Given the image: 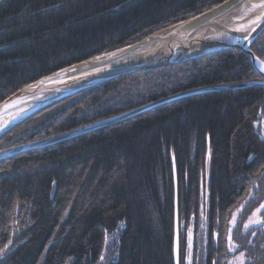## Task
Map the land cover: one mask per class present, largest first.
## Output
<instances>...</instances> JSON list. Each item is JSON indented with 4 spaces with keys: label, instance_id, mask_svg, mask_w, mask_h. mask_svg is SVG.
I'll list each match as a JSON object with an SVG mask.
<instances>
[{
    "label": "trees",
    "instance_id": "16d2710c",
    "mask_svg": "<svg viewBox=\"0 0 264 264\" xmlns=\"http://www.w3.org/2000/svg\"><path fill=\"white\" fill-rule=\"evenodd\" d=\"M221 1L1 0L0 101L39 76ZM249 49L264 60V28ZM251 63L241 50L222 48L118 75L20 119L0 134V150L179 92L262 83ZM201 186L207 194L203 264H229L227 233L238 207L231 233L237 251L245 264H264V234L241 229L264 202V85L180 96L1 158L0 264H176L177 235L186 264L187 231L199 228Z\"/></svg>",
    "mask_w": 264,
    "mask_h": 264
},
{
    "label": "water",
    "instance_id": "95a60500",
    "mask_svg": "<svg viewBox=\"0 0 264 264\" xmlns=\"http://www.w3.org/2000/svg\"><path fill=\"white\" fill-rule=\"evenodd\" d=\"M241 2L242 0H223L199 14L161 28L154 33L152 32L134 43L94 55L81 60V62L69 64L42 77L39 76V78L23 85L0 101V123L3 124L0 126V129H2L0 130V134L19 122L20 119H24L45 105L81 89L111 78L114 79L118 75L133 72L134 70H145L184 62L222 48H237L241 50L250 58L251 64L264 77V71L259 67L260 60H254L253 57L255 55L249 49L259 32L263 30L264 20L260 23L252 24L245 30H233L228 24L231 23V14L234 13ZM211 29L235 34V36L241 37L242 40L239 44L214 41L208 37ZM244 37L248 39L244 41ZM144 47L147 50L143 51ZM250 85H264V81L262 83L241 82V84L211 85L179 92L127 112L96 121L95 123L93 122L61 134L0 150V159L85 133L105 126V124L116 123L135 115L136 112L138 113L144 109L147 110L149 107L180 96Z\"/></svg>",
    "mask_w": 264,
    "mask_h": 264
},
{
    "label": "rangeland",
    "instance_id": "374dc122",
    "mask_svg": "<svg viewBox=\"0 0 264 264\" xmlns=\"http://www.w3.org/2000/svg\"><path fill=\"white\" fill-rule=\"evenodd\" d=\"M206 189L203 190V187L201 186V200H200V206H199V228L196 232V234L193 232L192 226L189 227L188 232H191V247H188L186 250V264H203V256H204V243L206 241V227H205V215H204V205L206 204ZM261 205H264V202L261 203L257 208H255L253 211H251V214L247 217L243 225H241V229L243 232L250 231L251 235H255L257 232L264 234V208H261ZM259 209V211H257ZM242 208L238 207L232 214V217L229 221V229H231V233L233 232L234 227L237 226V222L240 218ZM256 221L259 220V224H249L247 228H245V225L248 224L249 220ZM235 221V223H233ZM229 229L227 233V244H228V250L232 252V257L229 261V264H239V257L241 253H244L243 251H240L238 253L239 246L234 242L232 239L231 241L228 240L229 235ZM187 236V235H186ZM232 236V234H231ZM106 254L108 253V249L105 250ZM247 261V258L244 254V264Z\"/></svg>",
    "mask_w": 264,
    "mask_h": 264
},
{
    "label": "bare ground",
    "instance_id": "6f19581e",
    "mask_svg": "<svg viewBox=\"0 0 264 264\" xmlns=\"http://www.w3.org/2000/svg\"><path fill=\"white\" fill-rule=\"evenodd\" d=\"M260 3L261 0H242L234 13L231 14V23H228L230 28L233 30H245L251 26L253 24L251 21L255 20L257 16H260L261 13H264V8L253 7V5H258ZM209 33L208 37L218 42L239 44L242 40L241 37L235 36V34H230L218 29H211ZM225 34L227 35L225 36ZM142 50H147V48L144 47ZM259 67L261 70L264 68L261 64ZM1 125L3 124L0 123V126Z\"/></svg>",
    "mask_w": 264,
    "mask_h": 264
},
{
    "label": "snow or ice",
    "instance_id": "6c2138e0",
    "mask_svg": "<svg viewBox=\"0 0 264 264\" xmlns=\"http://www.w3.org/2000/svg\"><path fill=\"white\" fill-rule=\"evenodd\" d=\"M254 8L259 7V8H264V0H261V3L258 5H253ZM262 20H264V13H261L260 16H257L255 20L251 21V23L256 24V23H260ZM227 34H225L226 36ZM248 38L244 37L243 40L246 41ZM243 42V41H242ZM254 60L258 59L257 57H253ZM261 65H264V61H260ZM262 71H264V68H262ZM2 130V129H0ZM261 208H264V205H261ZM259 211V209L257 210ZM233 223H235V221H233ZM259 224L260 221L256 220V221H252L251 219L249 220L248 224L245 225V228H247L249 226V224ZM215 235V234H214ZM191 232L189 231L187 234V245L188 247H191ZM228 240L231 241L232 240V236H231V229H229V235H228ZM11 243V241L9 242ZM8 245H5V248H7ZM0 252H3V249H0ZM174 255L176 258V264H183V261L181 259V255H180V244H179V235H177V244H176V248L174 249ZM101 259H104V257L102 256ZM239 264H244V253L240 254L239 257Z\"/></svg>",
    "mask_w": 264,
    "mask_h": 264
}]
</instances>
